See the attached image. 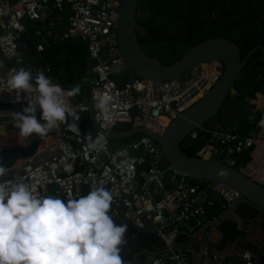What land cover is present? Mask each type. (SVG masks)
I'll return each instance as SVG.
<instances>
[{
	"label": "built area",
	"instance_id": "built-area-1",
	"mask_svg": "<svg viewBox=\"0 0 264 264\" xmlns=\"http://www.w3.org/2000/svg\"><path fill=\"white\" fill-rule=\"evenodd\" d=\"M67 6L71 14L65 39L80 38L86 44L88 56L95 62L92 102L94 93L107 94L111 97L110 109L101 113L93 108L97 131L84 120L89 106L80 103V120L59 123L57 142L5 171L0 183L22 180L37 195H57L65 200L86 195L92 186L102 185L112 193L109 212L118 224L150 230L164 243V249L155 253L149 264H187L175 246H190L194 236L198 242L207 236L216 241L218 238L204 229L237 204L238 194L176 170L164 161L160 145L147 136H138L113 150L108 134L122 128H145L162 135L172 120L213 88L221 77L222 66L205 63L169 82L141 79L129 71L118 47L120 0H0V117L6 108H12L13 115L27 106L23 99L15 102L16 92L4 91L8 74L19 69L5 60H15L27 30L26 21L40 22L46 10L62 12ZM127 74L130 76L124 78ZM70 123L77 128H69ZM88 134L94 138L100 135L102 147L91 148ZM201 135L210 138L196 156L215 160L222 157L218 161L236 167L235 156L246 150L254 152L259 145L264 147V109L255 134L243 136L234 126L216 130L204 127L188 139L197 140ZM260 184L264 187V180ZM186 253L193 250L187 249ZM244 259L253 264L247 253Z\"/></svg>",
	"mask_w": 264,
	"mask_h": 264
},
{
	"label": "clouds",
	"instance_id": "clouds-1",
	"mask_svg": "<svg viewBox=\"0 0 264 264\" xmlns=\"http://www.w3.org/2000/svg\"><path fill=\"white\" fill-rule=\"evenodd\" d=\"M6 84L4 91L17 93L15 102H27L13 113L14 126L25 140L43 139L59 123L80 120L68 100L79 95L78 86L62 90L43 71L25 67L10 72ZM110 105L109 95L94 93L95 110L106 113ZM87 139L91 148L102 147L100 135L88 134ZM4 173L0 161V175ZM112 201V193L102 185L65 200L37 195L22 180L0 183V264H125L121 252L128 226L109 215Z\"/></svg>",
	"mask_w": 264,
	"mask_h": 264
},
{
	"label": "water",
	"instance_id": "water-1",
	"mask_svg": "<svg viewBox=\"0 0 264 264\" xmlns=\"http://www.w3.org/2000/svg\"><path fill=\"white\" fill-rule=\"evenodd\" d=\"M140 6V0H120L116 27L119 50L129 71L135 77L153 82H169L188 75L202 64L212 62L221 64L222 74L219 81L201 100L170 122L162 135H157L145 128H130L111 132L108 137L111 140H124L136 136H147L160 145L164 161L176 170L212 182L215 185L224 186L237 193L239 196L237 204L204 229V231H213L215 234H219L216 241L207 236L202 242H198L196 236H194L193 242L189 243L190 246H175V248L181 251L187 264H190V262L204 264L206 261L224 262L229 255L230 259H244L246 253L240 254L235 246L236 243L243 241L241 237H237L235 240H227L228 248L226 247L225 250L219 247L220 241L226 240L221 225L226 221H232L237 225L238 230L242 229L244 219L238 212L242 203L253 206L260 214L264 215V187L260 182L249 177L243 170L231 167L225 161L187 155L183 150V145L191 133L204 128L217 117L232 91L235 90L236 83L242 76L249 60L257 52H264V46L259 44L245 56H242L241 48L235 41L225 36L213 37L190 47L171 64H164L157 57L150 56L142 48L140 37L145 35V29L138 22ZM5 63L18 68L25 67L16 61L5 60ZM25 68L30 69L29 67ZM49 78L63 89H72L77 85H65L55 78ZM88 86L90 88V99L84 104L89 106V114L94 129L98 131L99 127L93 119V88L90 85ZM78 106L77 104L75 107ZM48 135L49 133L43 139L35 137L27 145H15L0 149V161L3 162L5 171L13 170L20 161L35 157L40 152L41 144ZM220 172L225 173V175L221 176ZM50 190H53V188L51 187ZM125 240L126 244L124 246L132 254L130 262L149 264L150 261L155 259L156 255L151 251L138 252L135 241L131 239L127 232ZM251 245L252 248L248 249L250 252H259L257 246ZM187 249L193 250V253L187 254ZM262 254L264 256V251ZM215 257L217 260L214 259ZM164 260L167 262L166 256ZM262 264H264V261Z\"/></svg>",
	"mask_w": 264,
	"mask_h": 264
},
{
	"label": "crops",
	"instance_id": "crops-1",
	"mask_svg": "<svg viewBox=\"0 0 264 264\" xmlns=\"http://www.w3.org/2000/svg\"><path fill=\"white\" fill-rule=\"evenodd\" d=\"M219 3H222L228 12L244 11L247 8L253 9L255 16L260 19L259 22H264V0L246 2L248 4L247 8L238 2V0H221ZM141 13L142 9L140 8L139 16ZM70 14L71 10L68 6L62 12L48 9L44 12L42 21H26L27 30L23 34V44L14 61L25 67H29L33 72L43 71L47 77L55 78L65 85L77 84L75 87H79V95L68 98L70 104L76 106L90 99V88L88 85L92 88L94 87L95 62L89 58L86 44L80 38L65 39L69 30ZM215 16L216 14L213 15V17ZM259 44L264 46V34L263 39L259 40L257 45ZM39 46H43V51L38 49ZM257 53H260V58L254 60L250 66L248 80L239 82L235 90L232 91L223 107L221 115L214 119V128L221 129L234 126L243 136L255 134L256 122L259 119L260 111L264 109V76L260 74L261 70L264 71V67L262 66L264 52L260 51ZM120 82H123V80H120ZM63 90L67 91L70 89ZM6 109H4L5 115L0 117V123L9 119L8 121L14 124L13 115L10 114L12 108ZM84 120L90 122L94 129L89 113L84 115ZM56 129L57 127L52 131L54 134L48 136L55 138L53 145L57 142L58 138ZM31 140L33 138L25 140V142L29 143ZM235 159L237 164H240L239 169L243 170L249 177L260 183L264 180V147L262 145H259L254 152L244 151L239 156H235ZM20 162L23 163L24 161ZM19 163L18 165H20ZM115 222L117 223V221ZM240 231L242 234L237 237H241L243 241L241 240L236 243V248L240 251V254L243 252L247 253L253 264H262L264 261L262 254L264 251V215L259 214L254 220H244ZM208 232L214 235L215 238H219V234H215L213 231ZM127 233H129L128 228ZM250 243L257 246L259 252H250L248 250L252 248ZM219 247L224 250L227 249V240L220 241ZM123 248L121 256L125 264H134L130 262L132 254L126 246H123ZM226 258L224 262H217V264H248V261L245 259H230V255ZM190 264L194 263L190 262Z\"/></svg>",
	"mask_w": 264,
	"mask_h": 264
},
{
	"label": "trees",
	"instance_id": "trees-1",
	"mask_svg": "<svg viewBox=\"0 0 264 264\" xmlns=\"http://www.w3.org/2000/svg\"><path fill=\"white\" fill-rule=\"evenodd\" d=\"M140 1L142 12L149 16L148 20L138 19L139 25L145 29V35L140 37V43L150 56L157 57L164 64H171L190 47L213 37L225 36L235 41L241 48L242 56H245L258 44L259 40L263 39L264 22H259L260 19L255 16V11L247 8L246 2L252 0H238L244 7L247 6V10L234 12L226 11L222 3H219L221 0ZM214 14H216L215 17H213ZM156 16L160 17V19L158 18L160 21L165 22L163 26H157L152 22L157 21ZM259 58L260 53H257L249 60L236 86L239 82L248 80L250 66L254 60ZM262 66L264 67V62ZM260 74L264 76V71L261 70ZM129 76L130 74H127L124 78ZM220 115L221 113L217 117ZM214 119L205 126L206 129L216 130L213 125ZM137 137L111 140L112 149L120 148ZM209 138L210 135H201L197 140L187 139L183 145L184 152L187 155L196 156ZM236 168H240V164H237ZM238 212L244 220H254L260 214L256 208L246 203L240 205ZM221 230L224 232L226 240H233L242 234L232 221L224 222L221 225ZM128 232L130 236H135L137 251L148 250L158 253L164 249V243L150 230L140 231L128 226Z\"/></svg>",
	"mask_w": 264,
	"mask_h": 264
},
{
	"label": "rangeland",
	"instance_id": "rangeland-1",
	"mask_svg": "<svg viewBox=\"0 0 264 264\" xmlns=\"http://www.w3.org/2000/svg\"><path fill=\"white\" fill-rule=\"evenodd\" d=\"M144 9H145V8H144ZM145 14H146L145 12H142L141 15L139 16V19H140V20H142V19H146V20H148L147 17H149V16H147V15H145ZM151 16H155V15H151ZM155 18H157V21H152V22L156 23L157 26H163V25L165 24L164 21H160V20H159V19H160L159 16H156ZM158 18H159V19H158ZM222 110H223V109H222ZM222 110L220 111V113H222ZM8 120H9V119L4 120V121H2V122L0 123V133H11V132L19 133V130H18L17 128H15L14 124L10 123ZM57 127H58V125H57ZM53 130H54V129H52V130L49 132V135L54 134V133H52ZM27 144H28V142H25V139H24V138H20V141H19V142L15 143V144H13V145H10V146H2V148H10V147H13V146H15V145H27ZM2 148H0V149H2ZM217 160H222V157L217 158ZM17 166H19V165H17ZM5 176H6L5 174L2 175V177H5ZM209 264H217V262H215V261H211V262H209Z\"/></svg>",
	"mask_w": 264,
	"mask_h": 264
},
{
	"label": "bare ground",
	"instance_id": "bare-ground-1",
	"mask_svg": "<svg viewBox=\"0 0 264 264\" xmlns=\"http://www.w3.org/2000/svg\"><path fill=\"white\" fill-rule=\"evenodd\" d=\"M56 131L58 132V127H57ZM19 138H20V135H19V133H16V132H14V133H0V148H2V146H10V145L17 143ZM44 141H43L44 143L41 144L42 146H41L40 152L44 151L47 147H50L51 145H53L55 138H53V136L48 137L47 140L45 139ZM21 163L22 162H20L19 164H21Z\"/></svg>",
	"mask_w": 264,
	"mask_h": 264
},
{
	"label": "flooded vegetation",
	"instance_id": "flooded-vegetation-1",
	"mask_svg": "<svg viewBox=\"0 0 264 264\" xmlns=\"http://www.w3.org/2000/svg\"><path fill=\"white\" fill-rule=\"evenodd\" d=\"M189 1H190V0H189ZM124 247H125V246H124ZM123 249H124V248H123ZM123 249H122V250H123ZM138 252H142V251H138Z\"/></svg>",
	"mask_w": 264,
	"mask_h": 264
}]
</instances>
